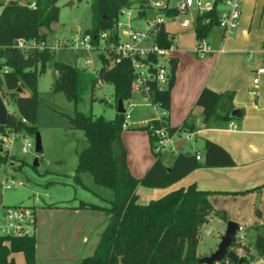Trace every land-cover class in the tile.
Wrapping results in <instances>:
<instances>
[{
    "label": "trees",
    "instance_id": "obj_1",
    "mask_svg": "<svg viewBox=\"0 0 264 264\" xmlns=\"http://www.w3.org/2000/svg\"><path fill=\"white\" fill-rule=\"evenodd\" d=\"M59 0H30L26 4L17 0H8L0 10V101L7 112V124L0 125V132L17 135H35L37 132V91L38 74L45 70L47 62L53 54L48 50L22 51L13 46L17 38H46V30L58 20ZM217 0L214 8L196 17L193 31L197 40L205 39L211 28L217 24L220 12V2ZM31 2L35 7L29 6ZM147 0H90V26L85 32L96 40L99 31H113L115 22L122 8L137 4L139 10ZM144 11H139L143 13ZM114 34V33H113ZM159 42L168 46L170 41L161 28ZM101 66L92 87L98 80L112 83L116 107L118 100L122 104L131 99V66L127 59L119 63L103 55L98 57ZM6 66L8 71H2ZM53 67L57 73L54 81V91H62L65 97L73 101L74 111L68 115L72 128L83 131L87 145L77 151L75 180L82 185L80 175L88 173L95 184L110 188L113 197L106 205L90 204L79 201L78 208H97L107 215V223L100 235L94 252L84 256L78 264H199L197 246L200 227L208 221L213 211L209 199L210 192L199 190L191 184L171 190L166 194L149 200L138 202L136 192L139 185L148 188H163L176 182L188 172L201 165L226 166L233 161L229 154L211 141L204 143V161L199 163L196 153L186 155L179 152L170 166L161 161V154L153 152L154 161L141 178H135L126 167L125 152L120 143L123 130L124 112H116L111 119L104 116L85 114L76 109L78 100L79 72L77 67L61 61H54ZM39 68V71L37 69ZM176 60L172 59L171 76L166 89L156 91L152 100L159 103L164 110L169 109L170 90L174 82ZM25 88L29 90L25 92ZM6 90L16 107V113L9 112L3 101L1 91ZM231 93L219 94L209 88H203L197 97L195 105L201 109L202 123L205 127L222 126L230 119L228 114L232 109ZM170 130L194 132L196 125L187 118L180 127ZM159 123L156 122V126ZM142 129H145L142 127ZM151 145L155 137L148 133ZM1 148V146H0ZM0 163L10 159L8 152L0 150ZM1 196V194H0ZM48 207L68 206L54 203L45 204ZM222 220L228 217L224 211H214ZM255 236L252 242L254 252L244 249L242 262H233L223 258L214 264H242L264 252V227H253ZM236 241L231 246L238 245ZM244 248V245H242ZM22 252L26 264H34V235L14 237L0 236V264H14L12 254Z\"/></svg>",
    "mask_w": 264,
    "mask_h": 264
},
{
    "label": "crops",
    "instance_id": "obj_2",
    "mask_svg": "<svg viewBox=\"0 0 264 264\" xmlns=\"http://www.w3.org/2000/svg\"><path fill=\"white\" fill-rule=\"evenodd\" d=\"M215 26L218 29L213 36H209ZM190 28L192 38L198 43L193 27ZM211 30L204 39L210 51L202 56L195 52L196 41L184 44L189 28H178L173 34L176 68L165 121L171 127H180L189 118L196 125V130L191 132L188 140H178L176 151H170L172 158L167 163L162 162L165 166H170L179 152H188L199 154L198 162L203 163L204 143L208 140L223 148L233 164L201 165L163 188L139 185L136 190L138 202L147 203L171 190L193 184L199 190L210 192L213 211L206 226L217 220L215 231H224L226 221L214 212L224 211L228 220L238 222L243 231H250L254 238L253 227H264V74L259 75L258 95L255 97L251 93L255 70L264 65V0L243 1L238 26L232 33H224L218 25H214ZM205 87L219 94L231 93L232 109H240L241 116L230 119L222 126L205 127L201 109L195 105ZM138 108L146 110L144 115L136 111ZM132 113L129 123L131 127L137 128L141 121L153 119L157 115L154 108L140 96ZM145 132L142 133L143 137H139L142 140L141 148H144L146 154L136 162L127 163L126 159V167L135 178H141L154 161L147 154L148 145L151 149V142L148 132ZM185 141L191 145L188 147ZM83 174L88 173H82L81 176ZM80 180L82 186H85L81 177ZM94 194L104 204L83 201L104 206L113 197L112 190L111 195L104 197ZM45 204L48 203L35 205L34 264H78L81 258L92 254L107 223L108 217L104 211L78 208L76 203L57 207ZM12 257L14 264H26L22 252L13 253Z\"/></svg>",
    "mask_w": 264,
    "mask_h": 264
},
{
    "label": "rangeland",
    "instance_id": "obj_3",
    "mask_svg": "<svg viewBox=\"0 0 264 264\" xmlns=\"http://www.w3.org/2000/svg\"><path fill=\"white\" fill-rule=\"evenodd\" d=\"M7 1L0 0V10ZM17 1L26 4L30 0ZM57 5L59 7L58 20L51 25L50 30H46L45 39L48 42H51L55 37L64 39L71 34L85 32L90 26V0H59ZM135 5L133 4L131 8ZM135 10L133 9L132 12L131 23L133 28L141 29L145 26V22L136 19ZM125 21H127V15H119L118 22ZM167 28L171 30L178 29L177 25L169 23H167ZM217 29L215 26L209 36H213ZM191 31L192 28H189V34H186L185 37V45L190 44L191 41L193 43L196 41L192 38ZM48 51L53 54V58L46 63L45 70L38 74L37 79L39 96L37 104V132L35 135H17L15 141L11 145L8 144L9 147L2 148V153L7 151L10 155V159L7 162L0 163L2 204L4 206H41L44 202H47L64 205L69 203L78 204L79 201L83 200L104 204L101 203L94 193L104 197L111 195V190L95 185L90 174L80 175L85 186L80 185L75 180L76 152L84 148L87 145V141L83 131L72 128L69 123L68 115H72L75 108L73 101L68 100L62 91H54L53 84L57 73L53 67V62L61 61L77 67L79 80L76 109L85 114L102 115L106 119H111L115 116L117 107L113 85L109 82L100 81V83L97 82L92 87V80L96 78L101 66V61L94 52L76 51L67 47ZM88 55L93 60L91 65L84 64V59ZM193 55L199 58L196 53ZM37 71H39V68ZM25 92L28 93L29 90L25 88ZM132 94L134 103H137L139 100L138 94L135 91ZM1 95L7 110L16 113V107L12 103L9 93L6 90H2ZM136 111L140 115H144L146 112L142 108H138ZM133 113L128 122L132 120ZM145 131L147 130L131 126L122 130L120 143L125 152V162L126 159L127 163L128 161L136 162L146 154L144 148H141L140 143L142 140L139 137L140 135L143 137L142 133ZM36 136L40 141L41 153H36L35 151ZM24 138H28L27 142L30 144L26 153H22L20 150L24 144ZM185 144L188 147L191 145L188 142ZM148 153L154 158L149 145ZM170 155V151L167 149L163 153L161 161L167 163L172 158ZM36 159L38 165L34 166L33 163ZM5 175H12L14 178L22 180L25 183L24 186H16L10 189L2 188V180ZM35 196L38 198L37 202ZM216 221L211 222L209 226H206V224L201 226L199 230L197 247V256L199 258L214 251L221 235L224 233V231H215ZM242 233L244 235L243 240L238 241V245L230 248L238 254H242L241 250L244 252L245 248L253 253L252 242L254 238L251 236V232L243 231ZM242 245H244V248Z\"/></svg>",
    "mask_w": 264,
    "mask_h": 264
},
{
    "label": "built area",
    "instance_id": "obj_4",
    "mask_svg": "<svg viewBox=\"0 0 264 264\" xmlns=\"http://www.w3.org/2000/svg\"><path fill=\"white\" fill-rule=\"evenodd\" d=\"M217 0H147L144 7L139 10L138 5L134 7L122 8L119 15L126 14L127 21L115 22L113 31H99L96 40L87 32L71 34L64 39L53 38L51 42L47 39H25L17 38L13 41V46L22 50H55L60 47L73 48L76 51L94 52L97 57L103 55L112 58L113 62L119 63L124 59L129 60L131 66V88L147 104L151 105L156 117L150 120H143L137 125L145 128L148 133L155 137L151 145L152 152L162 153L167 149L171 152L176 151V143L180 139H189L191 132L179 129L170 130L164 123L166 110L162 109L158 102L152 100V95L156 91L167 88L171 76V66L173 52L176 49L174 42V32L167 28V23L175 24L178 28L186 29L193 27V23L199 15L211 11ZM244 0H222L220 2L219 19L216 25L223 29L224 33H232L238 26L241 16L242 4ZM35 7V3L29 4ZM222 7V8H221ZM136 9V19L143 20L145 26L135 29L132 26V12ZM144 11L139 13V11ZM166 32V38L170 41L168 46H162L159 42V32L161 28ZM114 33V34H113ZM210 51V47L204 39L198 40L195 52L202 56ZM93 63L92 57L88 55L84 59L85 65ZM2 71H8L6 66ZM264 74V65L255 70L252 80L253 88L251 93L257 96L259 75ZM100 83V80H98ZM135 103L133 98L125 101L123 129L130 126L128 120ZM156 122L159 123L156 126ZM17 134L11 132L3 134L0 132V146L9 147L15 141ZM21 152L26 153L30 144L28 138H24ZM27 142V143H26ZM9 144V145H8ZM200 159V155H196ZM22 180L14 178L12 175H5L2 180V188L10 189L16 186H24ZM2 196V195H1ZM0 196V236L21 237L34 235L36 227L35 205H14L4 206ZM37 202L38 198L35 196ZM243 228L239 226L236 237L237 241L243 240ZM237 255L242 257L245 252ZM242 264H264V252Z\"/></svg>",
    "mask_w": 264,
    "mask_h": 264
},
{
    "label": "water",
    "instance_id": "obj_5",
    "mask_svg": "<svg viewBox=\"0 0 264 264\" xmlns=\"http://www.w3.org/2000/svg\"><path fill=\"white\" fill-rule=\"evenodd\" d=\"M117 112L123 113L124 107L122 104V100H118L117 103ZM242 114L240 109H231L228 116L232 119L239 118ZM7 124V112L4 104L0 101V125ZM35 151L36 153H41L42 149L40 146V141L36 136L35 143ZM186 155H190V153H185ZM34 166L38 165L37 159L33 163ZM239 229V223L234 220H227L226 227L224 233L220 237V241L217 244V247L214 251H212L209 255L198 258L199 264H214L219 262L223 258L230 259L233 262H242V259L237 255L236 251L231 249V245L237 241V231Z\"/></svg>",
    "mask_w": 264,
    "mask_h": 264
}]
</instances>
